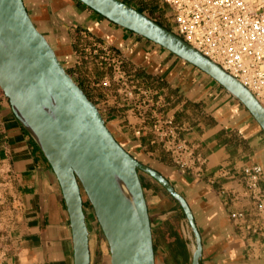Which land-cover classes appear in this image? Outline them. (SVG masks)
Returning a JSON list of instances; mask_svg holds the SVG:
<instances>
[{
  "label": "crops",
  "instance_id": "1",
  "mask_svg": "<svg viewBox=\"0 0 264 264\" xmlns=\"http://www.w3.org/2000/svg\"><path fill=\"white\" fill-rule=\"evenodd\" d=\"M23 2L64 67L79 64L77 70L86 72L79 78L94 80L103 92L93 102L117 141L184 197L201 237L199 264H264V216L243 180L245 166L264 169V131L248 109L206 73L80 0ZM120 69L136 88L127 104ZM161 119L174 120L201 163L185 169L174 163L157 137ZM143 175L155 263L192 264L196 241L182 208ZM260 185L264 191V178ZM232 212L244 217L232 220ZM88 228L90 264H110L101 230ZM0 264H75L61 185L1 88Z\"/></svg>",
  "mask_w": 264,
  "mask_h": 264
},
{
  "label": "water",
  "instance_id": "2",
  "mask_svg": "<svg viewBox=\"0 0 264 264\" xmlns=\"http://www.w3.org/2000/svg\"><path fill=\"white\" fill-rule=\"evenodd\" d=\"M80 1L209 75L248 109L264 131V107L256 97L172 30L122 0ZM0 88L61 185L70 215L75 264L91 263L83 194L108 243L111 264H156L140 172L157 181L182 208L196 241L192 264L200 263L201 237L184 197L163 175L118 143L100 109L36 28L23 0H0Z\"/></svg>",
  "mask_w": 264,
  "mask_h": 264
},
{
  "label": "built area",
  "instance_id": "3",
  "mask_svg": "<svg viewBox=\"0 0 264 264\" xmlns=\"http://www.w3.org/2000/svg\"><path fill=\"white\" fill-rule=\"evenodd\" d=\"M172 20V31L197 52L237 79L264 106V0H161ZM120 91L126 102L135 97V86L119 72ZM157 137L180 168L201 163L180 139L173 119H161ZM262 165L243 169L247 194L264 216ZM244 217L232 212L230 218Z\"/></svg>",
  "mask_w": 264,
  "mask_h": 264
},
{
  "label": "rangeland",
  "instance_id": "4",
  "mask_svg": "<svg viewBox=\"0 0 264 264\" xmlns=\"http://www.w3.org/2000/svg\"><path fill=\"white\" fill-rule=\"evenodd\" d=\"M129 1L132 2L137 8L143 10L146 13V15L148 17H150L152 20H154L157 23L161 24L162 26L168 28L169 30H172L171 29L172 28V20H171L170 13H169L168 9L166 8V6L161 2V0H129ZM154 6H158V8H157V10L153 11ZM67 69L66 70L68 71V73L83 88V90L86 92V94L88 95V97L92 101H93V99L95 100V98L97 96L100 99L102 98L101 95H103V92L101 90L99 91V89L97 87H95V85H94L95 81L94 80L89 79V80L84 81L85 79L83 80V79L79 78L80 75L81 76L83 75V77H84V75L86 74V72L84 70H82V72H81V70H79V71L77 70V69H79V64H74V66L69 67ZM78 72H80V75ZM120 93L123 97V101H125V103L127 104L128 102H126L122 92H120ZM102 115H103V113H102ZM103 117H104V115H103ZM140 177L142 179L143 178L146 179V177L143 175V172H140ZM83 200L85 203L84 209L86 210L87 223H88V226L90 227V229L93 230V233H94L95 229L97 228L100 230V227H99L98 221L96 219L93 207L89 204L88 199H87L85 194H83ZM102 239H103V241L106 242V244L108 246V243H107L104 235H103ZM108 249H109V246H108ZM110 264H111V262H110Z\"/></svg>",
  "mask_w": 264,
  "mask_h": 264
},
{
  "label": "trees",
  "instance_id": "5",
  "mask_svg": "<svg viewBox=\"0 0 264 264\" xmlns=\"http://www.w3.org/2000/svg\"><path fill=\"white\" fill-rule=\"evenodd\" d=\"M123 2H125V3H127V4H129L130 6H133V7H135L137 10H139L140 12H142V13H144V14H146L143 10H141V9H139V8H137L132 2H130L129 0H122ZM157 8H158V6H154V8H153V11L154 10H157ZM109 128V127H108ZM110 130V129H109ZM111 131V130H110ZM112 132V131H111ZM115 137V136H114ZM116 139V138H115ZM117 140V139H116ZM119 143V142H118ZM120 144V143H119ZM121 145V144H120ZM122 146V145H121ZM123 147V146H122ZM89 202V201H88ZM85 204V203H84ZM90 204V203H89ZM91 205V204H90ZM85 213H86V210H85ZM100 227V226H99ZM100 230H101V228H100ZM101 232H102V230H101ZM102 234H103V232H102Z\"/></svg>",
  "mask_w": 264,
  "mask_h": 264
},
{
  "label": "bare ground",
  "instance_id": "6",
  "mask_svg": "<svg viewBox=\"0 0 264 264\" xmlns=\"http://www.w3.org/2000/svg\"><path fill=\"white\" fill-rule=\"evenodd\" d=\"M262 105V104H261ZM263 106V105H262ZM264 107V106H263ZM122 191H123V193H124V195L128 198V199H130V195H129V193H128V191L126 190V188L122 185Z\"/></svg>",
  "mask_w": 264,
  "mask_h": 264
},
{
  "label": "flooded vegetation",
  "instance_id": "7",
  "mask_svg": "<svg viewBox=\"0 0 264 264\" xmlns=\"http://www.w3.org/2000/svg\"><path fill=\"white\" fill-rule=\"evenodd\" d=\"M85 210V209H84Z\"/></svg>",
  "mask_w": 264,
  "mask_h": 264
}]
</instances>
